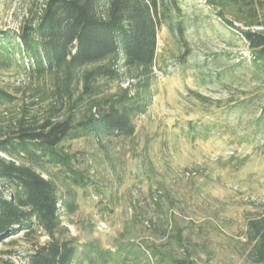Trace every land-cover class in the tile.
Segmentation results:
<instances>
[{
    "label": "rangeland",
    "instance_id": "374dc122",
    "mask_svg": "<svg viewBox=\"0 0 264 264\" xmlns=\"http://www.w3.org/2000/svg\"><path fill=\"white\" fill-rule=\"evenodd\" d=\"M40 3L0 0V30L19 31ZM181 7L187 31L160 32L161 76L155 74L145 96L151 98L135 120V136L72 142L102 195L77 191L79 211L63 217L64 226L80 243L144 242L171 258L184 257L171 239L181 229L199 264H257L246 229L248 220L264 217V67L254 65L240 31L225 26L204 0H183ZM0 82L21 87V105L35 102L36 113L54 104L27 75L10 70ZM128 84L114 82L110 92ZM16 239L18 254L3 258L26 264L22 255L30 246Z\"/></svg>",
    "mask_w": 264,
    "mask_h": 264
},
{
    "label": "trees",
    "instance_id": "16d2710c",
    "mask_svg": "<svg viewBox=\"0 0 264 264\" xmlns=\"http://www.w3.org/2000/svg\"><path fill=\"white\" fill-rule=\"evenodd\" d=\"M182 1L41 0L19 31L0 30V73L29 76L41 84L43 99L54 102L36 113L35 102L21 105V87L0 82V264H13L3 257L18 254L19 236L30 246L22 255L26 264H199L181 229L171 239L184 257L171 258L144 242L80 243L68 237L63 220L79 211L77 191L102 195L83 154L71 152L72 142L135 136V120L151 98L145 96L155 80L160 32L187 31ZM204 2L225 26L240 31L262 69L264 0ZM180 59L185 62L186 53ZM124 80L128 88L110 92L112 83ZM188 126L195 136L196 123ZM246 239L254 261L264 264V217L247 221Z\"/></svg>",
    "mask_w": 264,
    "mask_h": 264
},
{
    "label": "built area",
    "instance_id": "2783aa9c",
    "mask_svg": "<svg viewBox=\"0 0 264 264\" xmlns=\"http://www.w3.org/2000/svg\"><path fill=\"white\" fill-rule=\"evenodd\" d=\"M154 72H155V74H157L158 76H161V72H159V71L157 70V68L154 69Z\"/></svg>",
    "mask_w": 264,
    "mask_h": 264
}]
</instances>
